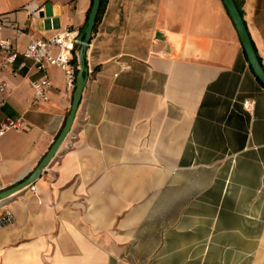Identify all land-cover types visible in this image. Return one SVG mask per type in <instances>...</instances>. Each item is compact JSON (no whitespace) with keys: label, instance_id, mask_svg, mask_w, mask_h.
<instances>
[{"label":"crops","instance_id":"0c3cea01","mask_svg":"<svg viewBox=\"0 0 264 264\" xmlns=\"http://www.w3.org/2000/svg\"><path fill=\"white\" fill-rule=\"evenodd\" d=\"M235 2L264 66V0ZM92 3L0 0L4 34L19 24L20 52L31 36L80 34ZM86 68L36 190L0 202L13 214L0 264H264V85L224 0H106ZM47 72L49 100L33 106L44 71L23 55L3 68L0 53V121L25 125L0 138V192L36 170L71 111L75 88Z\"/></svg>","mask_w":264,"mask_h":264},{"label":"built area","instance_id":"2783aa9c","mask_svg":"<svg viewBox=\"0 0 264 264\" xmlns=\"http://www.w3.org/2000/svg\"><path fill=\"white\" fill-rule=\"evenodd\" d=\"M33 17H39L43 10V5L36 1L25 5ZM52 24V22H51ZM4 20L0 17V53L2 54V67L10 68L19 55H23L27 59L34 61L36 69L44 71V74L32 82L34 93L31 99L33 106L40 105L49 100L51 80L48 75V67L55 66L64 72L66 87L73 90L76 86V76L78 65L74 63L75 51L80 45V35L76 31H70L67 28L59 31L55 35L48 38L30 37L29 43L24 51L20 52L15 47L16 36L23 31L18 23H12L10 27L15 31L16 36H7L4 34ZM13 74H17L13 71ZM7 92V83H0V104H3L4 97ZM245 109H250V102L244 103ZM23 130L25 125L22 120L5 119L0 121V138L10 130ZM30 189L35 191L34 184L30 185ZM13 220V214L8 208H0V224L7 225Z\"/></svg>","mask_w":264,"mask_h":264},{"label":"water","instance_id":"95a60500","mask_svg":"<svg viewBox=\"0 0 264 264\" xmlns=\"http://www.w3.org/2000/svg\"><path fill=\"white\" fill-rule=\"evenodd\" d=\"M101 3H102V0H93L86 26L80 35V47H81L80 54H79L80 68L76 76V86H75V91H74V99H73L72 108L67 117L65 126L62 129L60 135L57 137L56 141L53 143V145L51 146V148L45 155V157L42 159V161L37 166L36 170L24 181L20 182L19 184L9 189H6L0 192L1 205L5 204L6 201L9 200V198L12 197L17 192L30 188V185H32L41 176L43 169L49 164V162L55 156L60 145L62 144L67 134L71 130L78 106L82 98L84 88L88 80V74H87V68H86V48L88 47L92 39V34L96 27L97 19H98L100 8H101ZM224 3L227 9L229 10V13L236 25L241 41L243 43L244 50L249 59L250 65L255 75L257 76V78L264 85V66L262 62L260 61L258 54L256 53V50L254 48V45L248 33L246 24L242 17L241 11L238 8L235 0H224Z\"/></svg>","mask_w":264,"mask_h":264},{"label":"trees","instance_id":"16d2710c","mask_svg":"<svg viewBox=\"0 0 264 264\" xmlns=\"http://www.w3.org/2000/svg\"><path fill=\"white\" fill-rule=\"evenodd\" d=\"M105 3H106V0H102V3H101V8H100V12L99 14L102 12L104 6H105ZM259 57V56H258Z\"/></svg>","mask_w":264,"mask_h":264}]
</instances>
